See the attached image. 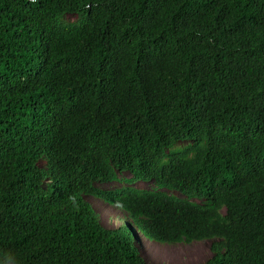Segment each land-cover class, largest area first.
I'll return each instance as SVG.
<instances>
[{"label":"trees","instance_id":"trees-1","mask_svg":"<svg viewBox=\"0 0 264 264\" xmlns=\"http://www.w3.org/2000/svg\"><path fill=\"white\" fill-rule=\"evenodd\" d=\"M138 232L264 264V0H0V264H148Z\"/></svg>","mask_w":264,"mask_h":264},{"label":"rangeland","instance_id":"rangeland-1","mask_svg":"<svg viewBox=\"0 0 264 264\" xmlns=\"http://www.w3.org/2000/svg\"><path fill=\"white\" fill-rule=\"evenodd\" d=\"M127 178L128 175L124 174ZM106 185H102V188H108V186H121L123 184L122 179ZM101 185V184H100ZM153 183L138 182V187H150ZM88 200L94 202L95 209L98 212L99 221L104 227H115L119 226L124 227L122 221H125L127 218L126 213L118 208L117 206L109 205L104 202L102 199L94 197L92 195L88 196ZM130 233H133L132 230H128L127 227H124ZM134 234V233H133ZM139 234V232H138ZM138 238L136 242L138 243ZM150 244L147 248L143 247V257L144 259L151 264H199L211 255L210 252V241H192L189 243L179 242V243H155L148 241ZM143 244V243H142ZM144 245V244H143Z\"/></svg>","mask_w":264,"mask_h":264},{"label":"clouds","instance_id":"clouds-1","mask_svg":"<svg viewBox=\"0 0 264 264\" xmlns=\"http://www.w3.org/2000/svg\"><path fill=\"white\" fill-rule=\"evenodd\" d=\"M126 175H127V174H126ZM137 183H138V182H137ZM137 183L133 184V186H134V187H138V186H137ZM165 191H166V190H165ZM172 193H174V194H176V195H179V193H177V192H172ZM179 196H180V195H179ZM90 202H91V201H90ZM104 202H105V201H104ZM92 205H93V207H94V209H95L96 207H95L93 201H92ZM121 210H122V209H121ZM95 211H96V209H95ZM124 212H125V211H124ZM96 213L98 214L97 211H96ZM125 213H126V212H125ZM98 217H99V216H98ZM99 219H100V218H99ZM120 224H121V223H119V226H120ZM133 233H134V232H133ZM137 234H138V233H137ZM135 237H136V235H135ZM138 240H139V241H138V245H139V246H145V247L147 248L149 245H153V244H150V243L148 242V240H145L142 236H140V234H138ZM142 243H143L144 245H143ZM140 248H141V247H140ZM141 253L144 254V253H143V247L141 248ZM147 263H148V262H147ZM148 264H151V263H148Z\"/></svg>","mask_w":264,"mask_h":264}]
</instances>
